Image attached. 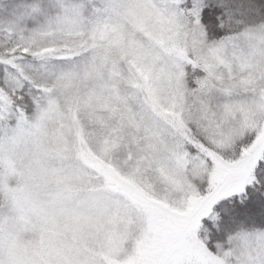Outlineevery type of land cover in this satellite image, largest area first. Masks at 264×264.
I'll list each match as a JSON object with an SVG mask.
<instances>
[{"label":"snow or ice","instance_id":"obj_1","mask_svg":"<svg viewBox=\"0 0 264 264\" xmlns=\"http://www.w3.org/2000/svg\"><path fill=\"white\" fill-rule=\"evenodd\" d=\"M0 264H264V0H0Z\"/></svg>","mask_w":264,"mask_h":264}]
</instances>
